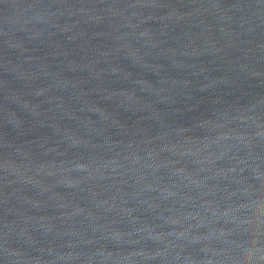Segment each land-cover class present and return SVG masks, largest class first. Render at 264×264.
<instances>
[{"label": "water", "instance_id": "95a60500", "mask_svg": "<svg viewBox=\"0 0 264 264\" xmlns=\"http://www.w3.org/2000/svg\"><path fill=\"white\" fill-rule=\"evenodd\" d=\"M264 39V0H204Z\"/></svg>", "mask_w": 264, "mask_h": 264}]
</instances>
